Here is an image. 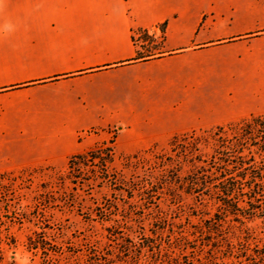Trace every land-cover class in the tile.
Returning <instances> with one entry per match:
<instances>
[{
  "label": "crops",
  "instance_id": "crops-1",
  "mask_svg": "<svg viewBox=\"0 0 264 264\" xmlns=\"http://www.w3.org/2000/svg\"><path fill=\"white\" fill-rule=\"evenodd\" d=\"M262 114L264 0H0V173L60 168L90 129L134 153Z\"/></svg>",
  "mask_w": 264,
  "mask_h": 264
},
{
  "label": "rangeland",
  "instance_id": "rangeland-1",
  "mask_svg": "<svg viewBox=\"0 0 264 264\" xmlns=\"http://www.w3.org/2000/svg\"><path fill=\"white\" fill-rule=\"evenodd\" d=\"M262 34H248L244 39ZM135 44L144 55L161 53L160 39L143 31L136 32ZM121 130L122 126L90 129L83 138L90 142V149L101 144L100 139L108 147L113 142L109 170L126 181H137L146 173L125 166L123 158L144 150L127 153L117 146ZM170 138L165 146H156L153 154L144 155L146 166H156L147 174L153 182L165 181V172L155 163H165ZM67 159L56 169L35 165L2 172L6 177L0 183L10 190L7 206L16 219L0 218V264H89L95 259L101 264H264V212L249 218L224 217L216 201L196 200L182 192L173 198L165 185L152 201L137 193L129 198L97 181H91L90 187L75 186L65 175ZM219 219L224 221H214ZM5 228L13 245H7ZM35 233L44 238L46 250H28L27 239Z\"/></svg>",
  "mask_w": 264,
  "mask_h": 264
},
{
  "label": "trees",
  "instance_id": "trees-1",
  "mask_svg": "<svg viewBox=\"0 0 264 264\" xmlns=\"http://www.w3.org/2000/svg\"><path fill=\"white\" fill-rule=\"evenodd\" d=\"M165 25L166 23H163L161 28L164 29ZM156 57L158 56L155 54L144 55L137 50L131 62ZM112 143L110 142V147L101 143L83 153L68 157L65 174L68 180L75 186L86 187H90L91 181H97V184H108L129 198L137 193L147 201L155 199L158 189L165 185V191L173 198L177 197L176 192H182L196 200H214L221 206L218 212L224 217L232 215L236 219L249 218L264 212V114L171 136L165 163L164 161L155 163L161 172H165L163 183L160 182L162 179L153 182L152 177L147 175L149 170L155 169L156 166H146L144 155L153 154L156 145L123 158L125 166L140 168L146 173L137 181L132 179L126 181L115 171L109 170L114 159ZM4 177L6 173H0V180ZM6 188L8 187L0 183V208L3 207L1 204L6 202L0 218L4 217L12 222L16 218L14 212L7 206L11 200V193ZM33 215L36 217L35 212ZM215 216L213 214V217ZM214 221L221 223L224 219ZM7 229H4L5 238L9 240L7 245L10 246L14 244V240ZM2 242L0 230V244ZM27 248L29 251L46 250L44 238L35 233L33 237L27 239ZM2 259L0 252V262ZM89 264L101 262L95 259ZM197 264L209 263L197 261Z\"/></svg>",
  "mask_w": 264,
  "mask_h": 264
},
{
  "label": "built area",
  "instance_id": "built-area-1",
  "mask_svg": "<svg viewBox=\"0 0 264 264\" xmlns=\"http://www.w3.org/2000/svg\"><path fill=\"white\" fill-rule=\"evenodd\" d=\"M143 33H145L146 35L155 37L156 33L160 34V27L154 28V29H152L150 31H145Z\"/></svg>",
  "mask_w": 264,
  "mask_h": 264
}]
</instances>
